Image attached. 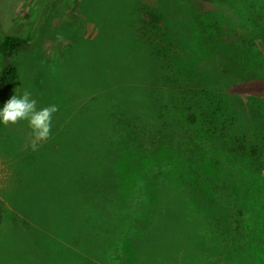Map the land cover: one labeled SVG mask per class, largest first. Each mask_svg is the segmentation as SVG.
Masks as SVG:
<instances>
[{
	"label": "rangeland",
	"instance_id": "1",
	"mask_svg": "<svg viewBox=\"0 0 264 264\" xmlns=\"http://www.w3.org/2000/svg\"><path fill=\"white\" fill-rule=\"evenodd\" d=\"M137 1L0 0V41L32 37L14 94L58 109L35 151L0 125V264H264V0H141L171 69ZM177 65L211 102L175 163L142 127Z\"/></svg>",
	"mask_w": 264,
	"mask_h": 264
},
{
	"label": "trees",
	"instance_id": "2",
	"mask_svg": "<svg viewBox=\"0 0 264 264\" xmlns=\"http://www.w3.org/2000/svg\"><path fill=\"white\" fill-rule=\"evenodd\" d=\"M137 4L138 7L136 8V11L138 10V14L133 18L132 32L140 40L142 38L150 43L149 46L151 47V51L153 53H157V57L154 59L157 65L161 63L164 67L171 69V62L169 63L170 59L167 60V55L163 54V52H166L167 50L163 51V49H156V47L149 41V38L145 32V30L157 28L156 23L164 22V20L160 16H155L153 13H150V17L147 14L146 16H143L145 9H147L148 6H145V4L142 3L141 0L137 1ZM167 20V32L168 35H171V23L173 25V20L171 18ZM137 32H139V34ZM182 45L187 46V41L182 40ZM31 47L32 37L30 35H7L4 36L0 41V104L7 100L11 95H14V88L17 80L20 77V72L16 64V60L22 54L27 53L31 49ZM184 62L186 66L189 65L186 61ZM187 72L188 74L185 73L184 70L179 68V66L176 74H166L165 72H163V77L167 78L164 80V82L168 83V79H170L171 83L175 84L176 90H171V93H168V90L164 92V90L162 89L157 90V88H155L156 92L154 96L157 98V103L160 99H163L164 102L162 104V107L158 104V109L160 111H154V114L150 118L148 125H144L142 127V129L144 130H151L154 128L158 130L154 131V133H152L151 135L156 139L154 143H157L158 150L170 149L171 154L175 152L177 156H171V159L175 161V163L177 161L182 162L181 160H183L185 157V155L180 156V151L182 150L184 145L180 141L181 138L178 131L185 132V130L192 127L194 124H197L199 122L200 111H203L204 116L210 118L209 114L205 115L207 113L206 110L204 111V109H206L205 102L207 103V106L209 105V102H211L208 92L206 90L205 92H203L202 90V94L194 89V91L197 93L196 94L193 92V88L191 87V85L197 84V81L201 80V77L197 74H193L191 71ZM166 98H168L170 101L166 100ZM187 98L189 99L187 100ZM204 98H206L205 102L203 101ZM187 108L189 110L186 114ZM158 112L160 115L159 117L156 116ZM213 113H215V111ZM153 120L154 122H156V125ZM150 122H153L154 125H150ZM167 128L171 130H168L169 136L165 137L164 133L162 132ZM176 148L178 149V151L176 150Z\"/></svg>",
	"mask_w": 264,
	"mask_h": 264
},
{
	"label": "clouds",
	"instance_id": "3",
	"mask_svg": "<svg viewBox=\"0 0 264 264\" xmlns=\"http://www.w3.org/2000/svg\"><path fill=\"white\" fill-rule=\"evenodd\" d=\"M57 111L55 104L38 107L32 92L25 89L19 95L15 92L0 104V125L7 127L25 121L31 136L28 147L35 151L41 141L49 138L53 114Z\"/></svg>",
	"mask_w": 264,
	"mask_h": 264
}]
</instances>
